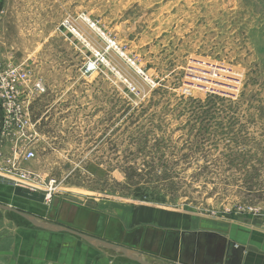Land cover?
Masks as SVG:
<instances>
[{
  "label": "rangeland",
  "instance_id": "obj_1",
  "mask_svg": "<svg viewBox=\"0 0 264 264\" xmlns=\"http://www.w3.org/2000/svg\"><path fill=\"white\" fill-rule=\"evenodd\" d=\"M0 60L45 88L21 169L58 221L143 206L264 226V0H0ZM219 243L178 255L219 263Z\"/></svg>",
  "mask_w": 264,
  "mask_h": 264
},
{
  "label": "crops",
  "instance_id": "obj_2",
  "mask_svg": "<svg viewBox=\"0 0 264 264\" xmlns=\"http://www.w3.org/2000/svg\"><path fill=\"white\" fill-rule=\"evenodd\" d=\"M24 162L26 163L25 160L21 162V166L26 165ZM0 203L35 214L47 221L69 225L84 233L134 248L141 253L147 264H264V226L260 229L239 230L231 224L229 230H222L221 233L200 225L194 226L191 219L184 214L140 206L130 210L122 209V212L118 213L103 209L97 213V226L91 228L90 225L71 224L65 219L58 221L59 214L57 212V217H53L55 212H52L48 201L39 204L15 196L13 185L2 177ZM59 211L61 212V209ZM0 212L3 219L0 223V264H141L122 255L96 248L67 232H51L34 227L28 222L17 224L9 218H4V212L9 211ZM112 222H117V233L112 231ZM156 233H162L163 241L167 238L170 244L177 243L178 253L180 249L187 248V241L189 243L190 240L198 249L202 248L200 242L203 238L219 240L218 250H222V257L219 263L210 257L205 260L180 259L178 253L177 257L173 255V246H155L156 237L159 236ZM149 236L152 238L149 240L152 241L151 246L146 244V238ZM233 243L236 246H233Z\"/></svg>",
  "mask_w": 264,
  "mask_h": 264
},
{
  "label": "built area",
  "instance_id": "obj_3",
  "mask_svg": "<svg viewBox=\"0 0 264 264\" xmlns=\"http://www.w3.org/2000/svg\"><path fill=\"white\" fill-rule=\"evenodd\" d=\"M70 31L75 32L73 27ZM44 92L43 84L30 80L28 71L0 60V169L13 171L14 185L28 187L29 172L21 169V162L35 154L29 137L37 134L39 119L33 118L31 106Z\"/></svg>",
  "mask_w": 264,
  "mask_h": 264
},
{
  "label": "water",
  "instance_id": "obj_4",
  "mask_svg": "<svg viewBox=\"0 0 264 264\" xmlns=\"http://www.w3.org/2000/svg\"><path fill=\"white\" fill-rule=\"evenodd\" d=\"M13 194L15 196H19V197H22V198H25L31 201L38 202V203H43L46 200V195L44 193L29 189L27 187H22L19 185L13 186ZM0 210L9 211V212L14 213L20 216L21 218H23L24 220H26L28 223H30L34 227L48 230L51 232H67V233L75 235L76 237L80 238L81 240L85 241L86 243L96 248L107 250L111 252L112 254L114 253L116 255H122L128 259L137 261L141 264H147V262L144 260L141 253L134 248L127 247V246H124L118 243L105 240L100 237H96V236L84 233L82 231L76 230L74 228L63 225L61 223L47 221L43 219L42 217H39L35 214H31L29 212L20 210L18 208H15V207L3 204V203H0ZM251 248L253 250H256V248L253 246H251Z\"/></svg>",
  "mask_w": 264,
  "mask_h": 264
},
{
  "label": "bare ground",
  "instance_id": "obj_5",
  "mask_svg": "<svg viewBox=\"0 0 264 264\" xmlns=\"http://www.w3.org/2000/svg\"><path fill=\"white\" fill-rule=\"evenodd\" d=\"M143 73V72H142ZM32 116H33V114H32ZM34 118V117H33ZM29 179L30 180H33V178H31L30 176H29ZM20 186V185H19ZM22 187H24V186H22ZM27 188H29V189H32V188H30V187H27ZM32 190H35V189H32ZM37 191V190H36ZM47 197H49V194H47ZM47 199V198H46Z\"/></svg>",
  "mask_w": 264,
  "mask_h": 264
},
{
  "label": "trees",
  "instance_id": "obj_6",
  "mask_svg": "<svg viewBox=\"0 0 264 264\" xmlns=\"http://www.w3.org/2000/svg\"><path fill=\"white\" fill-rule=\"evenodd\" d=\"M34 104V103H33ZM33 107V106H32Z\"/></svg>",
  "mask_w": 264,
  "mask_h": 264
}]
</instances>
